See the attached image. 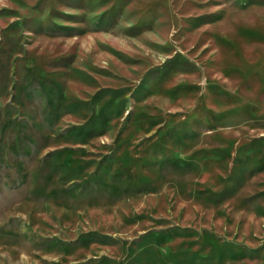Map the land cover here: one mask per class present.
Instances as JSON below:
<instances>
[{"label":"rangeland","instance_id":"1","mask_svg":"<svg viewBox=\"0 0 264 264\" xmlns=\"http://www.w3.org/2000/svg\"><path fill=\"white\" fill-rule=\"evenodd\" d=\"M0 264H264V0H0Z\"/></svg>","mask_w":264,"mask_h":264}]
</instances>
